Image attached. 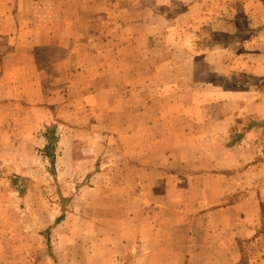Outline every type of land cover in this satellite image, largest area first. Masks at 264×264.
<instances>
[{"label":"crops","instance_id":"0c3cea01","mask_svg":"<svg viewBox=\"0 0 264 264\" xmlns=\"http://www.w3.org/2000/svg\"><path fill=\"white\" fill-rule=\"evenodd\" d=\"M104 1L95 6L92 0H0L5 169L25 179L37 176L42 184L49 181L43 159L52 139L57 172L68 170L64 164L73 163L80 148L92 151L93 158L105 139L110 144L113 136L123 145L134 139L123 150L133 155V177L112 180L108 149H102L97 171L102 178L87 184L96 194L86 196L92 217L122 221L117 235L130 256L117 264H244L247 253L248 264H264V158L256 159L264 126L247 131L241 143L232 142L234 116L209 114L207 103L190 99L185 80L167 83L170 93L181 97L163 99L156 112L139 120L114 116L110 68L122 58L118 48H95L94 39L104 44L95 23H110L94 19L95 12L102 17L108 12ZM115 71L119 75L121 69ZM140 107L134 110L141 113ZM143 121L157 130H138ZM128 122L134 127L125 130ZM51 125L57 128L52 136ZM113 186L117 195H111ZM5 205L0 201L3 253L19 239L8 238L5 219L12 214L1 212ZM104 248V253L116 250Z\"/></svg>","mask_w":264,"mask_h":264},{"label":"rangeland","instance_id":"374dc122","mask_svg":"<svg viewBox=\"0 0 264 264\" xmlns=\"http://www.w3.org/2000/svg\"><path fill=\"white\" fill-rule=\"evenodd\" d=\"M106 5L109 10L103 17L101 12L94 13L96 22H110L95 23L104 44L97 43L102 38L94 39L95 48H118L122 58L116 61L119 75L110 68L114 116L139 120L152 114L163 99L181 97L172 95L167 83L185 80L190 99L207 103L209 114L234 116V126L238 121L239 127L246 115L264 124V0H108ZM113 59L111 54L109 62ZM140 104L141 113L134 110ZM163 110L168 115V109ZM134 124L125 123V130ZM138 128L143 133L154 129L146 121ZM49 131L52 136L56 126L51 125ZM130 142L135 144L134 139L125 140L124 145L113 136L110 144L105 139V148L99 146L100 154L93 158L92 151L80 148L74 164H64L68 170L61 172L56 171L57 149L53 147L52 155L43 159L49 181L42 184L37 176L25 179L8 173L0 159V201L6 204L1 212L12 214L5 219L9 240L13 235L19 238L8 243L7 253L0 252V264L126 261L130 252L117 235L122 221L93 218L87 211L91 206L86 196L96 195L88 182L102 178L97 177L102 149H108L105 157L110 160L105 158V162H109L112 180L134 176L133 155L123 151ZM51 143L55 146L53 139ZM17 177L21 188L13 182ZM118 190L113 186L111 195ZM2 226L4 220L0 219V229ZM138 243L131 242L135 247ZM107 244L116 250L104 253Z\"/></svg>","mask_w":264,"mask_h":264},{"label":"trees","instance_id":"16d2710c","mask_svg":"<svg viewBox=\"0 0 264 264\" xmlns=\"http://www.w3.org/2000/svg\"><path fill=\"white\" fill-rule=\"evenodd\" d=\"M244 119H245L244 124L241 125V127H239V124L241 122L237 121L235 126L232 128V142L241 143L242 140L245 139V137H246L245 133L247 131H249L252 128H259V127L264 126V124H261L262 121H259L257 119L251 118L248 115H246V117ZM53 147H54V144L51 143V140H50L48 146L44 149V153H45L46 156H51L52 155V153L50 152V149L53 148ZM257 147H260L261 152L259 153L256 150V153H257L256 154V159H263L264 158V142L258 143ZM17 180H18V177L13 182H14V184L18 185V188H21V187H19L20 185H19ZM245 258L246 257H244V259H243L244 260V264H248L247 260H246L247 258L246 259Z\"/></svg>","mask_w":264,"mask_h":264}]
</instances>
